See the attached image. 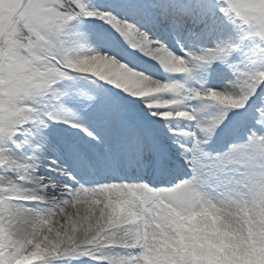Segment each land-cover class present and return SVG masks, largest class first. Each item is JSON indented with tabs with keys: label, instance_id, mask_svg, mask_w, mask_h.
Segmentation results:
<instances>
[{
	"label": "snow or ice",
	"instance_id": "obj_1",
	"mask_svg": "<svg viewBox=\"0 0 264 264\" xmlns=\"http://www.w3.org/2000/svg\"><path fill=\"white\" fill-rule=\"evenodd\" d=\"M0 264H264V0H0Z\"/></svg>",
	"mask_w": 264,
	"mask_h": 264
}]
</instances>
